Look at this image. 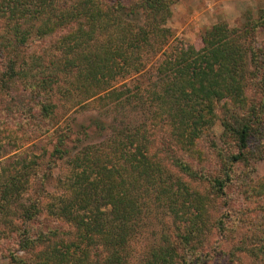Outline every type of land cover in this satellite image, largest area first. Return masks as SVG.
<instances>
[{
	"label": "trees",
	"instance_id": "16d2710c",
	"mask_svg": "<svg viewBox=\"0 0 264 264\" xmlns=\"http://www.w3.org/2000/svg\"><path fill=\"white\" fill-rule=\"evenodd\" d=\"M177 1L0 0V95L11 97L9 110L21 119L11 126L54 139L46 163L24 159L0 176V249L9 264H129L154 208L174 218L177 232L164 236L145 264H204L212 231L227 236V218H212L229 186L239 189L238 199L264 201V177H252L254 163L264 161V103L250 102L246 47L263 21L242 29L217 24L202 48L177 49L159 67V87L148 98L104 87L134 70L144 49L166 43ZM75 93L80 104L147 106L153 121L168 127L167 148H156L145 124L115 128L100 145H84V124L60 132L54 98ZM218 121L225 147L214 130ZM64 160L68 173L54 179ZM259 209L255 234L236 247L252 264H264ZM233 226L232 233L239 228Z\"/></svg>",
	"mask_w": 264,
	"mask_h": 264
},
{
	"label": "rangeland",
	"instance_id": "374dc122",
	"mask_svg": "<svg viewBox=\"0 0 264 264\" xmlns=\"http://www.w3.org/2000/svg\"><path fill=\"white\" fill-rule=\"evenodd\" d=\"M73 1L61 0L62 3ZM172 11V17L166 25L171 31L168 33L169 38L166 43H156L144 49L139 61L135 62V65L139 64L136 66L139 68L138 71L135 70L136 67L134 70L127 68L117 73L114 78H110L104 87L108 86L111 90H128V97L138 95L148 98L159 87L162 76L158 73L159 67L168 56H173L177 49L190 45L196 49L202 48L203 35L217 24L225 23L230 29H242L251 21L254 23L263 21V25L258 24L257 30L253 31L246 45L249 70L254 78V83L249 88L250 102L257 106L263 105L264 0H178L172 7ZM80 100L81 95L76 93L71 95L70 99L60 96L54 98L61 119L60 132L68 133V128L76 130L78 125L84 124L89 126L86 132L90 133V136H84V145H100L102 141L104 143L105 140L113 137L112 130L115 128L132 130L134 127L145 124L149 134L156 138V148L160 151L167 148L168 127L164 122H154L149 110L147 111V106L137 105L132 101L124 105H116V102L109 101L106 102L107 105L90 101L80 104ZM11 106V97L0 95V176L12 174L15 169H19V163L24 159L32 161L35 157H41L43 163H46L47 152H51L52 141H54L50 135L39 136L24 127L17 130L14 125L11 126L16 123L15 121H21L18 113L14 114L9 110ZM96 120L105 123L103 125L106 130H98ZM214 130L219 145L223 147L221 141L223 126L220 121L216 123ZM71 135L73 139L77 137L75 134ZM261 137L260 142L264 145V128L261 130ZM44 151H47L45 156ZM164 155L165 153H162L161 157L164 158ZM67 161L64 160L58 164V168L54 171V179L66 176L70 167ZM254 169L255 173L252 177L255 181L264 177V161L254 163ZM209 171L212 169L209 168ZM51 191L57 193L56 190L51 189ZM238 192L239 189L235 186H229L228 195L224 199L217 200L212 221L222 216L225 222V219L229 217L230 220L226 219L225 234L227 236H221L215 230L212 231L211 238L204 244L202 255L204 264H252V260L246 253L237 251L236 247L240 240L250 241L255 234L258 228L257 226L252 228L251 225L255 223L258 213H261L259 207L264 206V201L253 199L250 203L243 196L239 200ZM48 201L46 198L45 203ZM235 224L239 225V228L232 233L230 229ZM176 227L174 218L165 209L154 208L152 215L146 219L145 226L132 243L129 264H145L153 247L160 245L164 236L173 238L176 235ZM19 255L26 258L28 262L32 261L30 254L19 253ZM0 264H9L1 249Z\"/></svg>",
	"mask_w": 264,
	"mask_h": 264
}]
</instances>
